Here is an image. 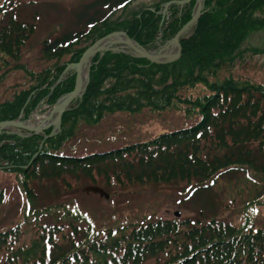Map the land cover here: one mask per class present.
<instances>
[{
    "label": "trees",
    "instance_id": "16d2710c",
    "mask_svg": "<svg viewBox=\"0 0 264 264\" xmlns=\"http://www.w3.org/2000/svg\"><path fill=\"white\" fill-rule=\"evenodd\" d=\"M29 1L0 2V87L13 72L21 74L10 95L0 100V122L46 113L74 87L75 72L63 74L65 68L97 39L122 31L147 51L155 50L173 38L195 8L193 0L183 6L180 0H77L74 27L41 40L39 58L46 66L36 69L23 60L38 18L36 12L24 18L22 5ZM260 31L264 0H204L197 23L180 39L181 53L174 62L97 53L86 89L71 103L58 133L0 134V171L14 175L27 200L36 196L32 181L55 179L70 188V180L80 175L126 188L180 177L203 189L208 180L212 186L232 169L263 174L264 83L240 73L264 54V45L251 41ZM118 113L138 115L140 121L160 118L168 126L185 123L149 140L65 152L77 147L82 133ZM66 205L27 213L23 221L28 227L0 228L6 252L0 264H144L152 257L154 264H264V228L236 227L215 218L153 217L101 232ZM59 210L62 228L66 221L73 225L55 238L39 220ZM28 228L36 233L29 241Z\"/></svg>",
    "mask_w": 264,
    "mask_h": 264
},
{
    "label": "rangeland",
    "instance_id": "374dc122",
    "mask_svg": "<svg viewBox=\"0 0 264 264\" xmlns=\"http://www.w3.org/2000/svg\"><path fill=\"white\" fill-rule=\"evenodd\" d=\"M34 1H38V3L34 4ZM77 2V0H31L22 5L24 18H30L31 12H36L38 15L35 20L36 31L24 46V61L36 69L43 68L46 61L39 58L41 40L51 38L64 29L74 27L73 13ZM251 41L258 45H264V31L255 33ZM157 49L149 52H156ZM240 73H244L256 82L264 83V54L255 56L248 69L240 71ZM20 75L19 72H13L3 83L0 87V100L10 95L12 90L9 88L18 81ZM49 110L44 114L36 111L27 120L43 118ZM162 120L155 118L140 121L138 115L118 113L94 129L82 133V136L76 141L77 147L66 148L65 152L81 154L149 140L166 130L182 126L185 123L180 120L168 126ZM8 130L20 133L15 127H9ZM82 142L86 144L78 146ZM70 145H66V147ZM248 171L232 169L219 175L212 186H208L210 183L208 180L206 188L203 189L195 188L194 184L186 182L180 177L161 183L134 186V188L122 187L119 184H105L99 177H96V183H94L90 178H83L81 175L77 180L74 179V182L70 180L72 188L71 186L70 188L64 187L63 182L59 180L44 179L39 182L32 181V190L36 195L32 200H27L21 194L13 174L0 171V191L3 193V198H0L2 201L0 203V228L7 229L18 223L23 227H28L23 221V217L27 213L33 214L34 211L44 210L61 203L69 204L70 207H74V210L84 214L85 218L93 221L101 232L102 229L107 230L117 225H129L136 223L141 218L146 220L153 217L170 220L173 218L184 220L189 217L201 221L215 218L236 227L248 225L264 228V179H261L264 173L255 175L252 171ZM90 186L102 188L109 194V197L106 199L97 193L87 191ZM176 211H179L180 216H175ZM60 213L61 210L48 217L43 216L39 220L43 226L46 225V232L48 228H52L51 236L54 235L55 238H59L66 227L72 229L73 225V222L66 221L68 223H64L63 229L61 226L63 219ZM51 216L52 218H50ZM28 229L30 231H27L25 236L29 241L31 237H36V233L32 229ZM5 258L6 252L1 247L0 263ZM154 261L155 258L152 257L144 264H154Z\"/></svg>",
    "mask_w": 264,
    "mask_h": 264
},
{
    "label": "water",
    "instance_id": "95a60500",
    "mask_svg": "<svg viewBox=\"0 0 264 264\" xmlns=\"http://www.w3.org/2000/svg\"><path fill=\"white\" fill-rule=\"evenodd\" d=\"M190 1L192 0H180L177 2L179 5L182 6ZM193 1H195V8L190 19L177 30L171 40H169L163 46L158 48L156 52L147 51L146 49L141 47L137 42L131 39L125 32L122 31H113L97 39L82 53L81 57L77 62L68 65L63 71L64 74L69 69L74 70L75 84L73 89L63 94L61 98L49 110L47 114V119H51L50 121L45 122L38 127L27 125L26 122L28 120L22 121L19 119H14L1 121L0 134L9 127H15L17 129L24 130L27 132V135L44 134L47 130H51L48 136H52L58 133L64 116L70 110V105L72 101L76 100L77 98H80L86 89V86L89 81L90 61L91 58L97 53H104L105 51H110L114 53H128L132 56L146 59L151 63H170L176 61L181 53L180 39L197 23L202 13L204 0ZM171 3H173V1L166 3L164 5V10ZM172 44L176 46V49L173 52H169V48ZM82 65L85 66V74H83L82 72ZM87 191L97 193L100 196L105 197L106 199L109 197V194L106 191L97 186H90L87 188ZM175 216H180L179 211L175 212Z\"/></svg>",
    "mask_w": 264,
    "mask_h": 264
},
{
    "label": "bare ground",
    "instance_id": "6f19581e",
    "mask_svg": "<svg viewBox=\"0 0 264 264\" xmlns=\"http://www.w3.org/2000/svg\"><path fill=\"white\" fill-rule=\"evenodd\" d=\"M105 43H107V42H105ZM175 49H176V46L175 45H171L170 46V48H169V52H173V51H175ZM82 72H83V74H85V66L84 65H82ZM51 119H47V115L45 116V117H43V118H36L35 120H28L27 122H26V124L27 125H30V126H33V127H38V126H40L41 124H43V123H45V122H48V121H50Z\"/></svg>",
    "mask_w": 264,
    "mask_h": 264
}]
</instances>
